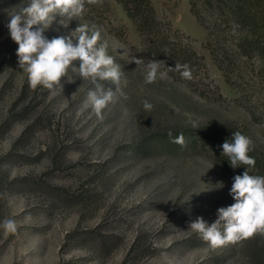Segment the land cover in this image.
I'll return each instance as SVG.
<instances>
[{
    "label": "rangeland",
    "instance_id": "rangeland-1",
    "mask_svg": "<svg viewBox=\"0 0 264 264\" xmlns=\"http://www.w3.org/2000/svg\"><path fill=\"white\" fill-rule=\"evenodd\" d=\"M29 3L0 0V264H264V232L212 247L189 227L197 217L214 222L217 209L234 202V175L215 151L199 135L194 147L174 150L151 134L194 129L195 121L211 136L232 122L247 126L252 148L264 150L260 62L241 54L244 30L200 0H151L160 33L178 50L173 60L188 52L195 63L191 79L166 63L168 78L146 83L145 37L117 0L86 4L67 26L57 17L48 39L88 24L121 66L122 91L97 116L84 106L96 85L79 76L78 59L62 89L33 88L19 69L7 24ZM138 142L142 151H129Z\"/></svg>",
    "mask_w": 264,
    "mask_h": 264
},
{
    "label": "clouds",
    "instance_id": "clouds-1",
    "mask_svg": "<svg viewBox=\"0 0 264 264\" xmlns=\"http://www.w3.org/2000/svg\"><path fill=\"white\" fill-rule=\"evenodd\" d=\"M94 3L96 0H30L20 12L11 15L7 27L11 39L18 45L19 69L27 73L31 87L62 89L61 78L67 77L68 82H72L73 77L68 76V69L72 66L76 71L72 62L78 59L79 76L96 85L89 89L84 106H90L97 116H101L102 110L112 102L115 91H122V69L108 54V41H102L100 31L88 24H79L70 35L51 39L44 35L57 17L61 18L60 24L67 26L73 18L79 19L84 15L86 4ZM113 47L117 48L115 45ZM131 60L137 65L144 63L142 57L133 56ZM170 68L180 72L185 79L192 78L186 64L175 63ZM168 70L167 67L162 69L159 60H150L146 64L145 82L167 79ZM103 80H110L115 84V89H105L98 83ZM143 107L150 110L153 105L145 101ZM192 124L194 128L198 127L195 121ZM231 135V140L226 139L221 146L230 166L234 169L241 165L253 167L255 158L248 154L252 150L251 139L239 131ZM175 142L183 143V136L177 137ZM218 184L223 187V182ZM229 194L234 202L219 207L214 222L209 224L203 217H197L189 226L212 247L247 238L257 231L264 232V176L250 174L246 168L243 173L234 175Z\"/></svg>",
    "mask_w": 264,
    "mask_h": 264
},
{
    "label": "trees",
    "instance_id": "trees-1",
    "mask_svg": "<svg viewBox=\"0 0 264 264\" xmlns=\"http://www.w3.org/2000/svg\"><path fill=\"white\" fill-rule=\"evenodd\" d=\"M125 10L126 15L133 21L139 34L145 37V46L143 48L144 57L147 60H159L160 64L170 65L174 67L175 63L187 65L191 67L195 62L194 53L183 52L186 57L184 60H173L178 56L177 48L173 43L168 41L167 36H163L158 28V23L154 15L151 0H117ZM201 4H208L215 7L217 10L225 11V21H233L240 26L244 31L241 38L238 39L237 46L241 54L247 57H255L259 62V82L261 88L264 89V0H200ZM213 2L217 4H213ZM220 2V3H219ZM198 3V0H191V5ZM194 9V6H192ZM199 17L198 12H193ZM201 23L204 21L200 20ZM184 51V50H183ZM168 55V61L164 60ZM169 58H171L169 60ZM219 68L227 74L225 66L222 62H218ZM174 69V68H171ZM177 72V71H176ZM175 73V71H171ZM227 83L234 85L233 80L225 76ZM254 107L250 106L249 111L252 117H255ZM156 109L150 111L155 113ZM149 113V112H145ZM144 115V113H142ZM257 117V116H256ZM255 117V118H256ZM239 131L248 137L247 126L237 125L228 122L221 126L214 127V130L209 136L201 127L194 129L183 130L180 128L171 127L163 132H152V136H158L160 143L171 146L174 150H181L185 147H194L198 141V135L202 137V143L208 144L216 154L218 163L223 172L229 175L243 173L246 168L250 173L256 175H264V150L257 151L252 148L248 153L255 158V165L249 167L247 165L232 168L227 160V157L222 154V143L232 138V133ZM183 136V143H177L176 138ZM151 138V137H150ZM143 142H138L130 146L129 151L139 154L144 148Z\"/></svg>",
    "mask_w": 264,
    "mask_h": 264
}]
</instances>
